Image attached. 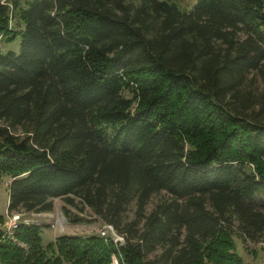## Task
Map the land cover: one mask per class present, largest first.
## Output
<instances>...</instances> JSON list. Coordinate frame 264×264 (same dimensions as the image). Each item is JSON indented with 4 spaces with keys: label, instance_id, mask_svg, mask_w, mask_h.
I'll return each mask as SVG.
<instances>
[{
    "label": "trees",
    "instance_id": "1",
    "mask_svg": "<svg viewBox=\"0 0 264 264\" xmlns=\"http://www.w3.org/2000/svg\"><path fill=\"white\" fill-rule=\"evenodd\" d=\"M0 1V180L8 212L64 201L124 237L41 225L0 264H245L264 249V0ZM163 197L146 212L153 194ZM131 204L133 216L127 211Z\"/></svg>",
    "mask_w": 264,
    "mask_h": 264
},
{
    "label": "rangeland",
    "instance_id": "2",
    "mask_svg": "<svg viewBox=\"0 0 264 264\" xmlns=\"http://www.w3.org/2000/svg\"><path fill=\"white\" fill-rule=\"evenodd\" d=\"M2 3H6L9 6V28H15L16 18L14 16V11L12 8L13 2L15 0H0ZM20 6H24L26 0H17ZM197 0H176L175 3L180 9H189ZM6 35L0 34V51L4 52L8 49H13L18 51L19 49V39L20 36L14 39H6ZM257 85L259 89L264 88V82L261 77H257ZM7 179L0 180V214L5 216L7 202H8V191L6 189ZM164 193L161 191L159 193L153 194L146 205V212L150 211L152 207L158 202ZM53 208L50 211L42 212H25L17 211L20 214L21 220H27L36 224H40L41 227V237L43 244L49 241H53L57 236L62 234L69 235H82L87 236L91 234L98 233V229L103 225V222L95 217L89 210L81 213L78 212L74 207L66 206L68 209L74 213H78L80 216L86 217L88 221L81 223L67 222L65 219L62 207L65 205L64 201L60 198H54L52 200ZM135 206L131 204L127 215L129 218L133 216ZM15 212V211H13ZM7 218H5L6 220ZM122 236V235H120ZM123 237V236H122ZM124 238V237H123ZM232 241L234 245L235 252L242 258L245 264H264V249L260 242L253 243L250 241H244L238 235L232 236ZM122 240L120 244H123ZM113 259V258H112ZM113 261V260H112ZM113 264H116L113 262ZM118 264V260H117ZM209 264V263H206Z\"/></svg>",
    "mask_w": 264,
    "mask_h": 264
},
{
    "label": "built area",
    "instance_id": "3",
    "mask_svg": "<svg viewBox=\"0 0 264 264\" xmlns=\"http://www.w3.org/2000/svg\"><path fill=\"white\" fill-rule=\"evenodd\" d=\"M6 220L3 222L2 226L4 228V236L13 239V231L18 227L21 222L30 223L27 220H21L20 214L17 212H8L6 208ZM98 234L103 237H110L112 241L117 244H120L121 241H124V238L118 234L114 227L111 224L104 223L99 229ZM113 262L117 264V258L112 256Z\"/></svg>",
    "mask_w": 264,
    "mask_h": 264
}]
</instances>
